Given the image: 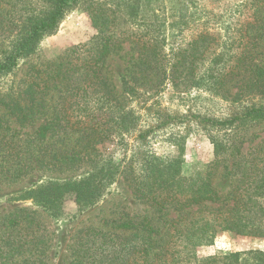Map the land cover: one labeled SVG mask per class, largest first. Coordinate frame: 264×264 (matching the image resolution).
<instances>
[{
	"label": "rangeland",
	"instance_id": "1",
	"mask_svg": "<svg viewBox=\"0 0 264 264\" xmlns=\"http://www.w3.org/2000/svg\"><path fill=\"white\" fill-rule=\"evenodd\" d=\"M101 2L107 5L111 16L117 15V30L124 31L123 36L130 34V28L144 29L143 25L130 26V0ZM86 4L82 2L69 11L56 32L46 36L35 53L22 60L14 73L0 81V88L4 90L11 84L14 88L20 86L29 76L33 63L58 59L70 47L90 42L97 30L85 9ZM22 6L16 0L1 4L4 9L0 10V51L19 29L14 28V23L7 20L9 16L5 14L9 9V15L15 18L22 12ZM188 6L184 8L180 0H153L152 3V7L158 8V19L161 21L164 10H167V15L174 12L175 16H180L183 11L186 15L183 25L169 27L168 22L172 21V17L162 24L167 38L166 64L171 65L173 62L172 47L178 50V46L184 48L188 41L199 35H208L206 49L197 53L199 59L196 58L193 64L190 57L187 65L172 74L144 73L137 64L139 52L132 46L129 35L120 45L116 44L112 48L102 63L101 71L106 83L95 82L82 73L76 74L73 80L75 90L67 91L66 87L62 88L63 85H58L39 99L41 104L36 108V114L32 120L24 123L0 105V115L5 114L9 118L8 124L12 128L5 131L6 136L0 141V246L15 243V238L25 240L23 251L14 258L16 264H71L73 250L88 227L130 234L136 230L130 229V222L151 220L159 233H163L168 229L166 222L182 214L173 206L160 208L142 199L125 173L118 176L100 201L87 209H80L75 194H68L63 216H54L41 203L22 198L28 189L49 179L80 178L93 168L90 162L63 168L36 163L28 168L27 173L15 175L25 159L30 166L35 160L34 152L37 153L39 147L38 140L34 138L36 129L45 119L53 117L56 106L61 108L65 104L71 122L79 120L82 129L68 126L66 130L49 133L40 145L48 146L46 149L52 152L81 150L92 136L98 140L94 143L103 157H112L126 166L135 150L142 148L140 142L144 139L139 137L138 129H149L152 125L154 128L144 140V148L162 158L180 155L183 174L195 183L215 158L214 139L227 133L232 141L239 140L240 152L230 155L229 159L215 168L212 186L222 194L229 193L242 177L246 165L249 171L255 167L258 173L256 178L264 183V121L248 119L227 128L202 121L203 117L224 118L240 111L247 103H264V91L243 89L237 97L247 82L246 74L229 80L225 88L218 90L211 89L206 82L194 83L193 80L203 76L208 67L215 64L213 57L216 54L224 53V59L217 63L222 68L225 59L231 62L252 45L251 34L256 29L248 25V22L254 21L252 0H193ZM148 18L152 16L148 15ZM154 20H157L156 17ZM259 52L258 61L264 65V42L260 43ZM240 70L243 72V69ZM125 82L135 87L136 92H128ZM62 96L66 98L63 105ZM123 108L130 110V120H135L137 124V130L126 136L125 143L118 139L116 128L118 110ZM157 108L164 113L183 117L169 125L157 127L159 119L154 113ZM100 133L106 136L102 141ZM238 159L241 161L240 167L234 165ZM259 201L264 206V195L259 197ZM192 207L196 209L197 205ZM13 220L18 222L13 223ZM195 252L199 258L238 252V264H264V236L220 230L212 242L196 246ZM0 264H3L2 260Z\"/></svg>",
	"mask_w": 264,
	"mask_h": 264
},
{
	"label": "trees",
	"instance_id": "2",
	"mask_svg": "<svg viewBox=\"0 0 264 264\" xmlns=\"http://www.w3.org/2000/svg\"><path fill=\"white\" fill-rule=\"evenodd\" d=\"M8 1L0 0V10L4 9L1 4ZM180 1L184 8H188V3L193 0ZM16 2L23 4L20 9L22 12L15 18L9 15V9L5 14L9 16L7 20L14 23V28L19 29L12 35L8 45L1 48L0 81L14 73L22 60L35 53L39 43L46 36L54 34L66 14L80 3H88L85 9L88 10L92 24L97 30L90 42L70 47L60 58L33 63L29 76L20 86L14 88L11 84L4 90L0 88V105L22 123L32 120L36 108L41 104L39 99L58 85H63L62 88L66 87L67 91L75 90L73 80L76 74L82 73L95 82L106 83L105 76H102V63L112 48L116 44L120 45L129 35L132 46L139 52L137 64L144 73L153 71L172 74L187 65L190 57L193 64L196 58L199 59L197 53L206 49L208 35L201 34L188 41L184 48L178 46V50H175L172 47L173 62L171 65L166 64L164 58L168 56L165 52L167 38L162 24L167 22V18L172 17V21L168 22L169 27L183 25L186 22V15L184 11L180 16H175L174 12L167 15L165 13L167 10H164L161 21L158 19V8L152 7L153 0H130V26L143 25L144 29L130 28L128 36H123L124 31L117 30L119 27L117 15L111 16L109 8L101 0H16ZM252 4L255 8L254 21L248 22V25L256 27L255 33L251 34L252 45L247 47V51L244 49L233 60L231 59V62L225 59L222 68L217 63L218 60L224 59V53L216 54L213 57L216 65L211 64L197 80L193 78L194 83L206 82L211 89L218 90L225 88L229 80L246 74L247 82L237 93V97L241 95L243 89L264 91V65L258 61L260 43L264 42V0H252ZM148 15L152 18H148ZM155 17L157 20H154ZM240 69H243V72ZM125 86L128 92H136V88L131 84L125 82ZM62 98L63 105L66 98L65 96ZM55 109L53 117L45 119L36 129L34 138L38 140L39 147L38 152H34L35 160L30 166L25 159L15 171V175L27 173L28 168L36 163L63 168L90 162L93 168L80 178L49 179L28 189L22 194V198H31L41 203L54 216H63L64 202L68 194H75L80 209H87L100 201L118 176L125 173L136 194L142 199L151 201L160 208L173 206L182 213L166 222L168 229L163 233H159L158 227L151 220L130 222V229L136 228L130 234L88 227L73 250L71 264H238L237 258L240 255L238 252L218 253L199 258L196 256L195 248L212 242L220 230L264 236V206L259 201V197L264 195V183L256 178L258 173L256 169L254 170L255 167L249 171L247 169L249 166L246 165L242 177L229 193L222 194L212 186L215 168L229 159L230 155L234 156L240 152L239 140L232 141L227 133L216 137L215 158L207 171L194 183L183 174L180 155L162 158L144 148L146 143L144 140L151 128H154L152 125L149 129H138L139 137L144 139L140 142L142 148L135 150L126 166H122V162L112 157H103L94 143L98 140L92 136L81 150L52 152L46 149L48 146H42L40 142L42 144L49 133L66 130L68 126L82 129L79 127L81 123L79 120L71 122L65 104L61 108L56 106ZM155 110L154 113L159 119L157 127L169 125L183 117L164 113L159 108ZM4 115H0V141L6 136L5 131L12 129L8 124L9 118ZM248 119L264 121V103H247L240 111H235L224 118L203 117L202 121L227 128ZM116 128L118 139L122 143H125L126 136L137 130L135 120H130V110L124 108L118 110ZM99 136L102 137L101 141L106 137L101 133ZM234 165L240 167V159L234 162ZM194 205H197L196 209H193ZM188 207L190 209H187ZM16 222L18 220H13V223ZM15 239L13 240L15 243L9 242L5 247L0 246V260L3 264H16L15 256L23 251L25 240Z\"/></svg>",
	"mask_w": 264,
	"mask_h": 264
}]
</instances>
